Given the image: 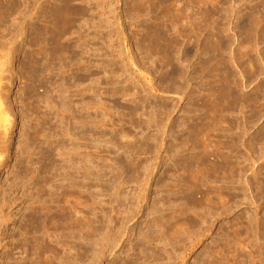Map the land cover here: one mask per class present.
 <instances>
[{
  "label": "rangeland",
  "instance_id": "1",
  "mask_svg": "<svg viewBox=\"0 0 264 264\" xmlns=\"http://www.w3.org/2000/svg\"><path fill=\"white\" fill-rule=\"evenodd\" d=\"M0 90V264H264V0H0Z\"/></svg>",
  "mask_w": 264,
  "mask_h": 264
},
{
  "label": "bare ground",
  "instance_id": "2",
  "mask_svg": "<svg viewBox=\"0 0 264 264\" xmlns=\"http://www.w3.org/2000/svg\"><path fill=\"white\" fill-rule=\"evenodd\" d=\"M0 91H1V90H0ZM0 95H1V94H0ZM3 97H4V96H3ZM0 99H1V96H0ZM5 100H6V99H5ZM5 102H6V101H5ZM2 104H3V102H2V99H1V100H0V106H1V107L3 106ZM0 109L3 110V111H2V110H1V111H2V114H3V120H4L3 123H4V125H5V123H6V125H7V124H11V125H12L11 120H10V118H12V117H10V115L8 114V108H7V110H6L5 108H3V107L0 108ZM4 109H5V110H4ZM0 113H1V112H0ZM2 114H1V115H2ZM0 117H1V116H0ZM1 119H2V118H1ZM0 122H1V121H0ZM12 122H13V121H12ZM6 125H5V128L8 126V125H7V126H6ZM9 126H10V125H9ZM87 166H88V165H87ZM90 167H91V166H90ZM87 168H88V167H87ZM90 170H91V169H90ZM90 170H89V171H90ZM87 171H88V170H87ZM88 174H89V173H88ZM88 176H89V175H88ZM54 222H55V221H54ZM55 224H56V222H55ZM0 254H1V253H0ZM1 255H2V254H1ZM2 257H3V256H2ZM2 257H1V259H2ZM41 260H42V259H41ZM41 262H42V261H41ZM50 262H51V261H50ZM53 262H54V261H53ZM43 263H44V262H43ZM47 263H48V262H47ZM38 264H40V263H38ZM50 264H51V263H50Z\"/></svg>",
  "mask_w": 264,
  "mask_h": 264
}]
</instances>
